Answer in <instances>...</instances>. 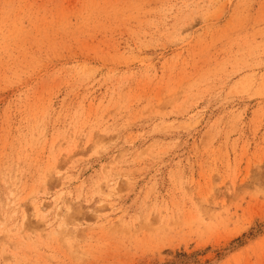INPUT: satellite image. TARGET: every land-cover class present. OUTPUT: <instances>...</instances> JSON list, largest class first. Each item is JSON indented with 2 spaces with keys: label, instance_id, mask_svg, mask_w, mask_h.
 <instances>
[{
  "label": "rangeland",
  "instance_id": "obj_1",
  "mask_svg": "<svg viewBox=\"0 0 264 264\" xmlns=\"http://www.w3.org/2000/svg\"><path fill=\"white\" fill-rule=\"evenodd\" d=\"M0 264H264V0H0Z\"/></svg>",
  "mask_w": 264,
  "mask_h": 264
},
{
  "label": "bare ground",
  "instance_id": "obj_2",
  "mask_svg": "<svg viewBox=\"0 0 264 264\" xmlns=\"http://www.w3.org/2000/svg\"><path fill=\"white\" fill-rule=\"evenodd\" d=\"M43 203H45L44 201H42ZM42 202L40 203V204H36L35 206H34V210H35V214H36V216H39L40 215V212H41V209H42V207H44L43 205L44 204H42ZM56 202V201H55ZM37 203V202H36ZM42 205V206H41ZM47 205V204H46ZM45 208V207H44ZM43 208V209H44Z\"/></svg>",
  "mask_w": 264,
  "mask_h": 264
}]
</instances>
